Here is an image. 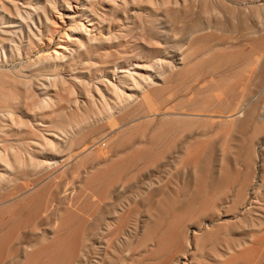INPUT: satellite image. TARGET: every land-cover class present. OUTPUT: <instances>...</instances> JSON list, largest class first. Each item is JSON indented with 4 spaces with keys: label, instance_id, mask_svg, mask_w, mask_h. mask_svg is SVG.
<instances>
[{
    "label": "rangeland",
    "instance_id": "374dc122",
    "mask_svg": "<svg viewBox=\"0 0 264 264\" xmlns=\"http://www.w3.org/2000/svg\"><path fill=\"white\" fill-rule=\"evenodd\" d=\"M11 1L0 264H264V0ZM84 16L88 53L65 35ZM58 43L82 55L60 67L59 106L34 117L53 89L34 63Z\"/></svg>",
    "mask_w": 264,
    "mask_h": 264
},
{
    "label": "bare ground",
    "instance_id": "6f19581e",
    "mask_svg": "<svg viewBox=\"0 0 264 264\" xmlns=\"http://www.w3.org/2000/svg\"><path fill=\"white\" fill-rule=\"evenodd\" d=\"M16 1L17 0H12L11 3L14 5V7L17 9V6L15 5L16 4ZM114 2V1H113ZM68 4V7L62 9L61 10H58V8L55 6L54 7V13H56V18L58 20H60V22L63 24L65 23V20L64 19H70V16H71V13L73 12V9H72V4L71 2H67ZM79 4V3H78ZM77 4V5H78ZM116 4V2H115ZM82 5V4H81ZM75 9V8H74ZM76 10V9H75ZM75 13V12H74ZM46 19L48 20H51V22L54 24V25H58V22L55 21L51 16H48V14H46ZM84 19L86 21V23H88V25H86L85 21H81L79 23H76V24H73L76 20L75 19H71V23H72V26L71 28L73 29L71 32H72V36L68 35L67 33L65 34L66 36H68L69 38H72L73 37V41L78 45V47L82 48V50L84 51V53H88V45L86 43V40H85V36H83V32L87 34L88 36V40L91 39V32H92V29L95 28V25L93 24V21L92 19L89 18V16H84ZM67 21V20H66ZM53 25V26H54ZM67 26V25H66ZM22 27V26H20ZM68 28V27H67ZM58 29V28H57ZM56 29V30H57ZM62 29V28H61ZM66 30V29H65ZM32 31V30H31ZM67 31V30H66ZM58 32V31H57ZM60 33V32H59ZM58 33V34H59ZM56 36V35H55ZM62 37V36H61ZM55 38V37H54ZM60 38V37H59ZM51 40V39H50ZM118 40V38H117ZM119 41V40H118ZM51 42V41H50ZM63 42V41H61ZM41 44V43H40ZM56 49L58 50H61V51H58V50H54L53 53H48L47 55H40L38 56L36 62L34 63V65L36 66V69L33 70V72H37L39 73L40 76H43V77H48L47 79V82L51 84V86L53 87L52 91L48 90L46 95H44L42 98H38L37 101L34 102L31 110L33 112V116L36 117L40 114H43L49 110H53L55 108H57L59 106V103H60V99H59V92H60V89L58 88V83L59 82H63V84L66 83V81L64 79H61V73H60V67L61 66H69V68H72L74 66H76L77 64V60H76V56L73 55L74 52L78 53V56H81L82 55V52H79V51H76L77 48H74V52L72 53V56L71 55H68V50L70 49L69 45L67 44H61V43H58V45L56 46ZM106 52V51H105ZM104 53V52H103ZM32 54V53H31ZM40 53H38L39 55ZM107 55V54H106ZM35 56V55H34ZM36 57V56H35ZM30 59V58H29ZM32 59V58H31ZM27 61V60H26ZM64 62V64H63ZM18 65V64H17ZM21 65V64H20ZM12 66V65H11ZM30 66H27V68H30ZM6 68V67H5ZM133 72L135 73V69H132L130 72H129V76L128 77H131L135 84L138 85V82L136 80V78L134 77V74ZM63 75V74H62ZM66 76V74H65ZM70 76V75H69ZM68 76V77H69ZM73 76V75H72ZM74 77V76H73ZM20 78V77H18ZM29 78V76H28ZM44 80V79H43ZM149 80V79H148ZM122 82L126 83V80L125 79H122ZM70 84V83H69ZM84 87L86 88L87 90V94L88 96H90V99H92V101H94V97L93 95L91 94V90H90V86H89V83H84L83 84ZM113 85V94L116 96L114 97V99H123L125 98L126 96V92H125V89L117 84H112ZM32 86V85H31ZM68 86V85H67ZM72 86V85H71ZM29 88V87H28ZM54 90V93H51L53 92ZM71 95H75L76 94V90L75 89H72L70 91ZM77 95V94H76ZM100 100H101V105L103 106V108L105 110H108L110 109V102H109V97H107L106 95H102L100 97ZM245 108V107H244ZM244 110V109H243ZM48 114V113H47ZM0 115L2 116H8L10 118V120L13 122L15 121L14 119V115H15V112L12 111V110H2L0 111ZM152 115H155V114H152ZM238 115V114H237ZM195 116V115H194ZM236 116V115H235ZM112 116L109 115V118H111ZM234 117V116H233ZM231 118V117H230ZM34 128V127H32ZM56 128V127H55ZM32 130V129H31ZM54 136V134H53ZM104 140V139H103ZM209 140V139H208ZM212 140V139H211ZM102 141V140H101ZM207 142V141H206ZM100 143V142H99ZM98 144V143H97ZM107 147V146H106ZM193 154V153H192ZM56 156V155H55ZM0 158L1 159H7L6 156L4 155H0ZM77 159V158H76ZM35 162V161H33ZM42 165V164H41ZM58 165V161H54V162H51V163H47L46 164V167L47 169L48 168H51V167H55ZM45 166V165H44ZM43 170V169H42ZM49 170V169H48ZM62 170V168H61ZM58 175V174H57ZM56 175V176H57ZM59 176V175H58ZM57 184V183H55ZM57 187V185H55ZM58 190V189H57ZM57 192V191H56ZM51 195V194H50ZM48 200V199H47ZM46 204V203H45ZM2 205V204H1ZM47 207V206H45ZM99 208V207H98ZM96 210V209H95ZM8 211V210H7ZM10 211V209H9ZM4 212V211H3ZM95 213V211H94ZM76 215V214H75ZM92 217V216H91ZM125 223H128L127 221ZM161 223V222H160ZM128 225V224H127ZM126 225V226H127ZM154 225V224H153ZM183 225V224H182ZM181 225V227H182ZM125 226V227H126ZM124 228V227H123ZM114 229V228H113ZM186 229V227H185ZM111 230V229H110ZM195 230V229H194ZM183 231V230H181ZM186 231V230H185ZM203 231V230H202ZM111 232V231H109ZM120 233V232H119ZM147 233V232H146ZM198 233V232H197ZM196 233V235H197ZM116 235V234H115ZM149 238V237H148ZM13 239V238H12ZM115 239V238H114ZM47 246H50L49 244H47ZM109 246V244H108ZM29 247V246H28ZM192 249V248H191ZM40 251V250H39ZM127 251V250H126ZM144 251V250H143ZM41 252V251H40ZM130 252V251H129ZM122 255V253H121ZM7 257V256H6ZM5 257V259H6ZM122 257V256H121ZM260 258V257H258ZM33 259V258H32ZM181 261V259H180ZM257 261V260H256ZM46 262V261H45Z\"/></svg>",
    "mask_w": 264,
    "mask_h": 264
}]
</instances>
